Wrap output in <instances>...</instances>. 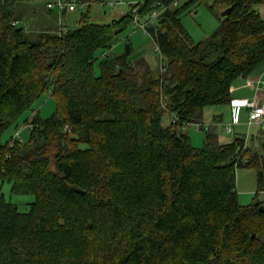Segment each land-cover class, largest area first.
<instances>
[{
	"label": "trees",
	"instance_id": "trees-1",
	"mask_svg": "<svg viewBox=\"0 0 264 264\" xmlns=\"http://www.w3.org/2000/svg\"><path fill=\"white\" fill-rule=\"evenodd\" d=\"M28 1L0 0V182L33 197L25 212L0 197V264H264V201L241 205L235 178L254 167L263 191L264 142L244 148L201 129L197 148L183 132L264 62V0L134 5L142 18L165 8L147 28L165 73L132 59L129 42L109 53L132 12L97 24L90 7L102 0H76L86 7L73 25L31 36L20 26ZM206 1L230 12L195 43L181 18ZM43 94L51 116L33 112L26 141L1 143Z\"/></svg>",
	"mask_w": 264,
	"mask_h": 264
},
{
	"label": "rangeland",
	"instance_id": "rangeland-1",
	"mask_svg": "<svg viewBox=\"0 0 264 264\" xmlns=\"http://www.w3.org/2000/svg\"><path fill=\"white\" fill-rule=\"evenodd\" d=\"M143 1L145 0H102L99 3L92 4V6L90 7V20L91 22L97 24H108L109 22L111 23L114 20H119L122 16L126 15L129 12L131 13L132 7L136 4L143 3ZM186 1L188 0H179L178 5H181ZM39 3L41 7L35 9L33 13L29 12L27 6L24 7V10L22 8L18 9L19 12H22L20 11V9L23 10L25 15L27 16L26 20H28L24 22L22 21L20 26H23L26 30L30 28L29 32H33L30 33L31 36H33L37 28L44 23L41 14L46 13L45 3L44 1H40ZM210 4V1L198 4L192 7L190 11L188 13H185L181 18V24L183 28L195 43L205 40L220 25L221 13L223 11L221 9H216V12L213 13L208 8ZM84 11L85 9L83 8L78 9L75 12L68 13L67 15H65V17L60 18V23L62 24V26H71L73 25V20H77L80 13ZM126 42L131 43L133 47L134 52L132 59L142 58L150 65L152 69L160 71L159 55L154 50L155 46L153 42L151 41L149 36H145L143 34L142 30L135 27L133 20L123 30V32L114 39L109 53L114 55L123 53ZM55 106L56 101L53 97L47 94H43L42 96H40V98L33 104L31 110L25 112L19 118L17 124L12 128H9L2 135L1 143H6L11 138H21V141H26L29 133L27 125L25 124L26 119H29L33 112H38L39 116L43 119L48 118L54 112ZM170 122V117L167 114H164L162 116V124L169 125ZM189 128L195 131L197 139L199 138V140H203L205 130L196 129L195 125H191ZM249 130V134L247 135L248 138L245 137L247 140L244 138L245 141L243 145L245 147L248 146L247 143L249 144V139L252 137V135L256 136V141H253L254 143L256 142L257 145H259V140H261V143L264 142V123H262L261 125L257 123L251 124L249 126ZM223 131L226 132L225 129ZM226 133H232V128L230 132ZM232 138L233 134H231V139ZM232 140H234V138ZM202 144L203 143H201L197 148H200ZM192 146L195 147L194 145ZM235 178L238 201L241 205L245 206L250 204L254 198H257L260 201H264V186L263 191L258 192L256 170L254 167L238 168L235 173ZM1 196L5 201L17 205L18 210L21 212L27 211L29 207L28 204L33 201L32 196L12 194L10 190V184L7 182H0V197Z\"/></svg>",
	"mask_w": 264,
	"mask_h": 264
},
{
	"label": "crops",
	"instance_id": "crops-1",
	"mask_svg": "<svg viewBox=\"0 0 264 264\" xmlns=\"http://www.w3.org/2000/svg\"><path fill=\"white\" fill-rule=\"evenodd\" d=\"M40 1H44L46 13L41 14L44 23L39 28L41 30H53L54 28L59 27L58 20L60 22L61 17H59V15L57 17V13H54V11H49L46 7L47 3H55L57 0H29L28 2H26L32 4V6L29 7V12L33 13L35 11V8L41 7L39 3ZM32 7H34V9ZM256 9L260 14L261 18L264 20V5H260ZM68 13H66V15ZM250 84L252 86H250ZM231 98L232 100H255L258 104L264 101V62L258 65L247 78H240L233 82L231 87ZM262 123H264V118L257 124L261 125ZM201 124L206 127V130H213L218 136L219 142L221 143L232 142L233 138L244 139L249 134L248 131H250V125H248L247 122V109H234L230 104L222 106H209L204 108ZM226 125H229L232 128V133L227 134V131H223ZM190 126L185 127L183 132L190 138L192 145L198 147L201 143H203V140L201 141L199 140V138L197 139L195 131L189 128ZM231 134H233L232 139ZM255 139L256 136L252 135V137L249 139V141L251 142H249V144L247 143V145L251 144L253 148L259 149L260 144H262L261 140H259V145H257V143H254L253 141Z\"/></svg>",
	"mask_w": 264,
	"mask_h": 264
},
{
	"label": "built area",
	"instance_id": "built-area-1",
	"mask_svg": "<svg viewBox=\"0 0 264 264\" xmlns=\"http://www.w3.org/2000/svg\"><path fill=\"white\" fill-rule=\"evenodd\" d=\"M38 1V0H36ZM178 2H174L173 6H176ZM47 9L55 10L58 15H60L63 11L67 12H75L78 9H83L86 7L85 4H78L76 0H72L70 3H68L66 0H57L55 3H47L46 4ZM155 6V5H154ZM165 8H158L154 9L150 12V14L145 17L144 19L140 16L139 14V8L136 7L132 10L133 13V22L135 24V27L137 29H140L143 31V34L145 36H149L151 41L153 42L155 46V52L159 55V60H160V72L165 73L166 69V62L164 60V57L162 56L159 48L156 46V44L153 41L152 36L149 34L147 28L154 23L158 17L163 13ZM14 25V24H13ZM250 86H252L250 84ZM230 105L236 109V108H246L247 109V122L248 125L259 123L261 120L264 118V101L260 104H258L255 100L250 101L247 99H241V100H231ZM171 122H175V118L172 116L171 117ZM195 125L196 129H206L204 125L201 123L193 124ZM225 130L227 132H230L231 127L229 125H226ZM18 136V135H17ZM245 148V146H244Z\"/></svg>",
	"mask_w": 264,
	"mask_h": 264
},
{
	"label": "water",
	"instance_id": "water-1",
	"mask_svg": "<svg viewBox=\"0 0 264 264\" xmlns=\"http://www.w3.org/2000/svg\"><path fill=\"white\" fill-rule=\"evenodd\" d=\"M229 12H230L229 9L224 10V11L221 13V17L227 16V15L229 14ZM18 30H21V29H18Z\"/></svg>",
	"mask_w": 264,
	"mask_h": 264
}]
</instances>
